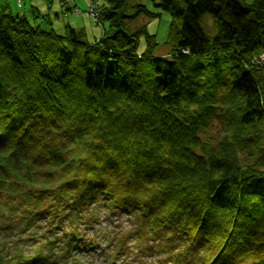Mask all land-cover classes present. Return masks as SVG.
I'll list each match as a JSON object with an SVG mask.
<instances>
[{
  "label": "trees",
  "instance_id": "16d2710c",
  "mask_svg": "<svg viewBox=\"0 0 264 264\" xmlns=\"http://www.w3.org/2000/svg\"><path fill=\"white\" fill-rule=\"evenodd\" d=\"M148 1L165 57L134 0L92 41L1 13L0 264H264V0ZM98 210L129 222L104 247Z\"/></svg>",
  "mask_w": 264,
  "mask_h": 264
},
{
  "label": "rangeland",
  "instance_id": "374dc122",
  "mask_svg": "<svg viewBox=\"0 0 264 264\" xmlns=\"http://www.w3.org/2000/svg\"><path fill=\"white\" fill-rule=\"evenodd\" d=\"M2 1V3L0 4V12L5 15L8 14V10H9V6L7 1L8 0H0ZM16 3L15 5L13 3H9L10 6L12 8H16L23 11H31L33 8L31 7V4H35L34 7L36 6V10L40 11L44 14H47L48 16H51L53 20L52 22V28L55 30L56 33L61 34V29H64L65 26H69L70 28H84V30L89 33V30L86 27V23L87 21L85 20L84 17H77L74 18L76 19V21H74V19H70L67 21V19H63V17L60 14V10L61 7H76V8H80V5H78L79 1L84 2L85 7L89 6L88 1H83V0H60V1H55L53 3H50L48 0H41L40 2L38 0H14ZM253 0H245V2L247 4H250ZM29 4H28V3ZM36 2V3H35ZM135 4H145L147 6V8L151 11H157L156 8H154L152 6V4L147 1V0H134ZM3 4V5H2ZM29 5V6H28ZM102 4H98V9L100 10ZM6 6V7H5ZM5 7V8H4ZM90 7V6H89ZM91 7H94L93 4H91ZM7 9V11L5 10ZM72 9V8H71ZM69 13L73 12L75 13L77 10V12L79 13L78 9H73V10H68V8L66 9ZM79 15H81L79 13ZM23 17L26 21H28L30 23V21L32 20V18L30 16H28V14H23ZM45 17V16H44ZM168 21H169V16L166 15V13H162L159 17L157 18H146V16H140L139 18H137L136 20H127L125 23V26L131 30H135L136 27L142 26V25H146L148 27V32L150 34H155L156 35V43L154 44L155 48V55L157 56H167L170 50V47L168 45H166L164 43L165 40V36L168 30ZM128 22V24H127ZM202 24L205 28V30L210 33L213 34L214 32V25H213V21L209 18V17H205L202 20ZM76 25V26H75ZM95 33L92 32L90 34V36L88 37L89 41L93 40V37H95L96 35H94ZM98 34V32L96 33ZM145 48V44L143 41V38H140V42H139V47H138V51L142 52ZM97 216V223L94 225L93 230H90L88 232L87 235L95 237L98 240V245L100 244L102 247H104L105 245V240L106 237L109 236V233H112V235L114 233H118L119 231L125 230L129 228V222L127 221V218L125 216H109V217H105V213L100 212V210L96 211ZM109 214H107L108 216ZM4 235L0 234V242H7L10 239V236L7 235L5 237V239H1ZM77 259L79 261H77L76 264H106L102 251L100 250V246H97L94 248V250L92 252L89 253H83L82 255H79L77 257ZM145 264H155L154 260L150 257H147L145 260Z\"/></svg>",
  "mask_w": 264,
  "mask_h": 264
},
{
  "label": "bare ground",
  "instance_id": "6f19581e",
  "mask_svg": "<svg viewBox=\"0 0 264 264\" xmlns=\"http://www.w3.org/2000/svg\"><path fill=\"white\" fill-rule=\"evenodd\" d=\"M26 1H28V0H26ZM38 1L40 2L41 0H38ZM48 1L50 3H53V2H55L57 0H48ZM58 1H60V0H58ZM83 1H88L90 7L89 6H86L85 7L84 2L79 1L78 2V5H80V8L79 7L78 8H76V7H65V8L64 7H61L60 14L63 17V19H67L66 22H68V23H69L68 20L72 19L73 17L76 18V19H77V17H84L85 20L87 21L86 27L89 30V33L87 32V30L85 31L84 28H76V27H74V28H70V29L73 30L74 32L80 34L83 37L84 40H89L88 37L90 36V34L92 32H94L95 33L94 35H96V36L93 37V40H95V39L99 40L100 38L104 37L105 34H107V32L109 31V28H110L109 22L107 21L106 18H104L103 16H101L100 10L98 9V4H102L104 2V0H83ZM164 1H166V0H164ZM8 2L9 3H13L14 5L16 3L14 0H8L7 3ZM1 3H2V1H0V4ZM9 3H8V6H9L8 16L10 17L9 19H11V17L12 18H21V19H24L23 14H28V16H30L32 18V20L30 21V25L32 26L33 29H38L40 31H45V32L46 31H48V32H52V31L55 32V30L52 28V22L55 21V20H53L51 16H48L47 14H44V13H42L40 11H37L36 10V6L34 7V5H35L34 3L31 4L32 5L31 7L33 8L31 11H26V10L23 11V10L18 9V7H17V10H16V8H12ZM91 4H93L94 7H91ZM141 4H143V3H141ZM151 4L153 6V3H151ZM143 5H145V4H143ZM67 8H68L69 11L70 10H73V9L74 10L75 9H78L79 10V13L81 15H79V13L77 12V10H75L76 11L75 13H73V12L69 13L66 10ZM5 10L7 11V9H5ZM152 12L159 13V16L162 13H166V15L169 16V20H170V15L167 12H161V11H159V9H157V11H152ZM1 15L2 14L0 12V16ZM76 19H74V21H76ZM169 23H170V21H168V27H169ZM127 24H128V22H127ZM97 32H98V34H96ZM62 33H64V30L63 29H61V34ZM139 40H140V38H139ZM24 46H26V45L24 44ZM183 53H187V51H183ZM252 59H253L252 61L257 66H259V67L262 68V72H263L262 75L264 77V51L261 52L259 55L255 56V57L253 56ZM24 61H30V53L29 54H26L24 56Z\"/></svg>",
  "mask_w": 264,
  "mask_h": 264
}]
</instances>
